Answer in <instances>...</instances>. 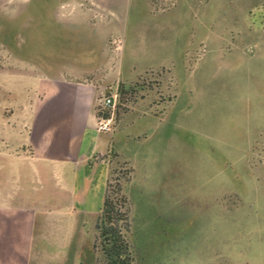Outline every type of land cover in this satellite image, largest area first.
Instances as JSON below:
<instances>
[{"label": "rangeland", "instance_id": "obj_1", "mask_svg": "<svg viewBox=\"0 0 264 264\" xmlns=\"http://www.w3.org/2000/svg\"><path fill=\"white\" fill-rule=\"evenodd\" d=\"M98 76L135 264H264V0H0L7 116L29 81Z\"/></svg>", "mask_w": 264, "mask_h": 264}, {"label": "crops", "instance_id": "obj_2", "mask_svg": "<svg viewBox=\"0 0 264 264\" xmlns=\"http://www.w3.org/2000/svg\"><path fill=\"white\" fill-rule=\"evenodd\" d=\"M99 78L43 77L39 92L38 81H29L24 88L36 103L8 116L0 110V126L15 141L0 146V264H97L96 221L109 167L106 150H98L106 131L98 130L96 101L100 88L112 90ZM61 97L73 107H51Z\"/></svg>", "mask_w": 264, "mask_h": 264}, {"label": "trees", "instance_id": "obj_3", "mask_svg": "<svg viewBox=\"0 0 264 264\" xmlns=\"http://www.w3.org/2000/svg\"><path fill=\"white\" fill-rule=\"evenodd\" d=\"M104 116L109 117L107 114ZM120 191L111 189L108 182L103 206L96 221L95 247L105 264H135L128 235L130 203Z\"/></svg>", "mask_w": 264, "mask_h": 264}, {"label": "built area", "instance_id": "obj_4", "mask_svg": "<svg viewBox=\"0 0 264 264\" xmlns=\"http://www.w3.org/2000/svg\"><path fill=\"white\" fill-rule=\"evenodd\" d=\"M113 98V95L109 93H104L97 98L96 112L98 114V130L100 131L108 132L111 130V119L104 116V111L112 106Z\"/></svg>", "mask_w": 264, "mask_h": 264}]
</instances>
